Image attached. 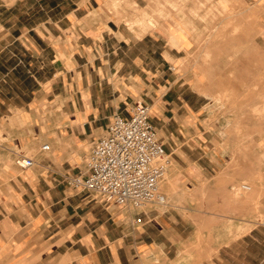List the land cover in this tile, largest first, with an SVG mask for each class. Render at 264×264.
Returning <instances> with one entry per match:
<instances>
[{
	"label": "crops",
	"instance_id": "obj_1",
	"mask_svg": "<svg viewBox=\"0 0 264 264\" xmlns=\"http://www.w3.org/2000/svg\"><path fill=\"white\" fill-rule=\"evenodd\" d=\"M148 6L0 0V154L36 161L26 170L9 163L0 179V264H264V129L260 148L231 162L213 99L230 83L224 76L249 89L264 74V0H184L181 13L147 30L120 19ZM228 21L252 27L246 51L231 53V69H200L193 58L230 57L196 44ZM140 101L171 154L166 187L178 192L168 200L162 188L167 204L133 209L71 186L67 176L85 171L113 116H130ZM244 178L254 181L247 203L232 194Z\"/></svg>",
	"mask_w": 264,
	"mask_h": 264
},
{
	"label": "built area",
	"instance_id": "obj_2",
	"mask_svg": "<svg viewBox=\"0 0 264 264\" xmlns=\"http://www.w3.org/2000/svg\"><path fill=\"white\" fill-rule=\"evenodd\" d=\"M151 106L137 102L128 117L116 114L106 134L93 142L86 158L85 171L67 176V182L95 193L104 202L133 209L146 204H167L162 182L172 164L151 122ZM49 144L43 146L44 150ZM33 157L20 154L15 164L22 170L35 165ZM244 184L243 189H249ZM137 222L142 218L138 217Z\"/></svg>",
	"mask_w": 264,
	"mask_h": 264
},
{
	"label": "rangeland",
	"instance_id": "obj_3",
	"mask_svg": "<svg viewBox=\"0 0 264 264\" xmlns=\"http://www.w3.org/2000/svg\"><path fill=\"white\" fill-rule=\"evenodd\" d=\"M154 6H148V8L143 7H134L131 8L132 12L126 13L125 15H121L120 19H122L130 28H135V26H139L147 30L149 27H153L158 25V19H173V14L181 13V7L184 0H152ZM120 1L117 2L115 13L117 15L120 14ZM255 19L256 15L250 17L249 19ZM233 21H228L226 24H223L220 27H215L211 29V31L216 32V35L208 36V37H197V49L201 50L205 47H212L213 49L216 47L217 51L223 52V56H229L228 58H222L214 60L212 57H200L201 59L193 58L195 65L200 69L204 67L209 68L212 63L216 62L218 66H222L223 68L233 67L231 63H234L236 60L231 58V53H237L238 55L243 54L246 51V43L243 41L242 35L245 36L246 32L250 31L252 27L249 29L246 27L238 26H230ZM221 40L222 43L216 42L217 40ZM233 41V42H232ZM215 43V44H214ZM212 45V46H211ZM219 52V53H220ZM194 56V55H192ZM192 60V59H191ZM202 60V63L200 62ZM261 61V60H260ZM200 62V63H199ZM258 64L256 62V66ZM229 69V70H230ZM230 77V83L225 84L222 87V90L219 91L218 96L214 99L217 109L221 110V116L223 118V144L227 150L234 152L231 157V162L240 163L245 162V156L240 154H236L238 151L246 150L248 146H254L256 148H260L261 146V137L264 129V106L261 107L262 101L264 100V74H256L254 80V86L249 88L246 86L245 81L243 83L240 82V77H236L234 74L231 76H224L223 83L227 82L226 80ZM252 100L258 102V105L252 106L249 105ZM14 156H7L4 154H0V179L4 177L6 172L4 168H6L7 164H15ZM16 165V164H15ZM17 166V165H16ZM262 178V175H256V178ZM249 184L251 186L254 185L253 180H249L244 178L238 184H235L232 187V194L238 200H242L244 203L248 202V189H242V184ZM168 185V176L165 177L162 182V188L168 195V200L171 199L172 193L178 192L177 189H169L166 187ZM167 190V191H166ZM247 190V191H245ZM174 204H178L174 202ZM255 212L257 213L256 218L258 220H263V217L260 213V204L256 202L255 204ZM240 221H243L240 219ZM215 222H218L216 219ZM239 234L244 232L242 226H239ZM212 235H199L198 236V245L203 244L201 240L211 239ZM236 236H226L222 235L223 242L227 240H231ZM219 238V237H218ZM229 238V239H228Z\"/></svg>",
	"mask_w": 264,
	"mask_h": 264
},
{
	"label": "bare ground",
	"instance_id": "obj_4",
	"mask_svg": "<svg viewBox=\"0 0 264 264\" xmlns=\"http://www.w3.org/2000/svg\"><path fill=\"white\" fill-rule=\"evenodd\" d=\"M244 184H245V183H244ZM244 184H242V186H241L242 189H243V185H244ZM247 185H249V184H247ZM249 187H250V188L248 189V191L251 190V185H249ZM243 190H244V189H243ZM245 191H247V190H245Z\"/></svg>",
	"mask_w": 264,
	"mask_h": 264
}]
</instances>
